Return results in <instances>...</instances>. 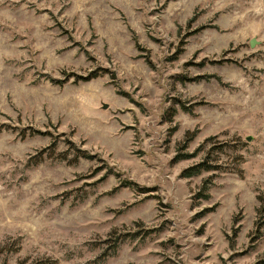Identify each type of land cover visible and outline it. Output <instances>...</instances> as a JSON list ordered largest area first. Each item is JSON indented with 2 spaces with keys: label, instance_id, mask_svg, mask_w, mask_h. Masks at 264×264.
Instances as JSON below:
<instances>
[{
  "label": "rangeland",
  "instance_id": "374dc122",
  "mask_svg": "<svg viewBox=\"0 0 264 264\" xmlns=\"http://www.w3.org/2000/svg\"><path fill=\"white\" fill-rule=\"evenodd\" d=\"M263 258L264 0H0V264Z\"/></svg>",
  "mask_w": 264,
  "mask_h": 264
},
{
  "label": "trees",
  "instance_id": "16d2710c",
  "mask_svg": "<svg viewBox=\"0 0 264 264\" xmlns=\"http://www.w3.org/2000/svg\"><path fill=\"white\" fill-rule=\"evenodd\" d=\"M95 74H96L95 72H93V73L91 72V73H89L88 75H85V76L77 75V74L74 75V76H75L76 80L86 81V80H90L91 78L95 77L96 76ZM35 132H39L40 133V131H35ZM186 140H187V138H186ZM255 264H264V258L258 260Z\"/></svg>",
  "mask_w": 264,
  "mask_h": 264
},
{
  "label": "water",
  "instance_id": "95a60500",
  "mask_svg": "<svg viewBox=\"0 0 264 264\" xmlns=\"http://www.w3.org/2000/svg\"><path fill=\"white\" fill-rule=\"evenodd\" d=\"M249 43H250V46H251V47H254V45H255V43H256V42H255V40H254V39H251ZM103 107H104V108H106V107H107V105H106V104H104V105H103ZM247 140H250V137H248V138H247Z\"/></svg>",
  "mask_w": 264,
  "mask_h": 264
}]
</instances>
